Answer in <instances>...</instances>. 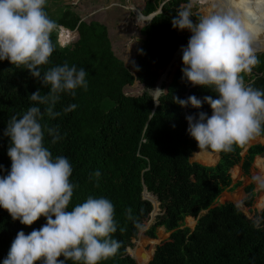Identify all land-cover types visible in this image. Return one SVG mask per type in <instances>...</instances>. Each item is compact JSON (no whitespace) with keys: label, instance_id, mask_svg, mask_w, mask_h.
Instances as JSON below:
<instances>
[{"label":"trees","instance_id":"16d2710c","mask_svg":"<svg viewBox=\"0 0 264 264\" xmlns=\"http://www.w3.org/2000/svg\"><path fill=\"white\" fill-rule=\"evenodd\" d=\"M48 2L45 8L48 16L70 35L68 44L60 47L56 34H51L55 51L49 63L41 67V73L64 63L75 65L86 71L88 87L76 89L74 96L61 95L55 108L60 116L55 119L44 116L41 123L58 126L61 136L52 144L45 133V144L53 157L64 156L72 166L70 180L76 187L69 210L89 196L105 197L115 207L117 231L113 238L120 241L121 247L101 264H140V254L145 255V264H264V207L257 213L258 219L251 218L252 185L243 188L246 194L243 201L216 204L218 196L231 185L229 171L239 165L242 174L247 175L254 157L264 159V145H245L230 153H217L218 160L213 166L190 162L199 148L188 133L186 117H198L199 112L209 116L212 113L206 103L200 109L181 108L174 98L217 97L211 89L193 87L183 79L181 47L166 71L178 46H186L191 35L171 24L185 0H144L142 16L157 9L159 12L139 29L142 39L131 69L114 56L102 24L81 21L69 6L58 7L53 16ZM62 37L64 42L68 38ZM260 59L261 63L246 80L264 88V53ZM165 71L160 89L166 90L167 95L155 106L146 90L154 89ZM134 82L142 86V92L125 95L123 89ZM37 90L42 94L48 91L26 68L0 61V176L11 169L7 155L10 141L3 135L7 122L33 106L29 96ZM70 105L76 108L65 112ZM39 107L44 110V106ZM153 112L155 116L151 117L149 113ZM209 155L205 153V159ZM97 170L101 174L98 179L92 175ZM143 188L158 213L144 231L150 254L138 252V242L134 249H128L130 257L126 248L132 247L131 240L141 229L135 224L143 227L152 210L150 202L142 198ZM128 209L132 210V219L128 218ZM186 217L196 219L192 229L182 227ZM45 223L41 217L26 227L0 208V264L19 231L28 234ZM157 228H163L167 238L155 245Z\"/></svg>","mask_w":264,"mask_h":264},{"label":"clouds","instance_id":"9594fccd","mask_svg":"<svg viewBox=\"0 0 264 264\" xmlns=\"http://www.w3.org/2000/svg\"><path fill=\"white\" fill-rule=\"evenodd\" d=\"M47 2L0 0V61L26 68L48 89L46 94L32 93L33 106L19 118L12 116L3 133L10 141L11 169L0 176V208L26 227L41 217L46 220L28 234L17 233L3 264H101L121 247L113 238L115 207L105 197L89 196L69 210L76 187L70 180L72 166L64 156L53 157L45 144V133L52 144L61 136L58 126L41 123L44 116H60L55 108L61 95L74 96L76 89L88 87L86 71L75 65L64 63L41 73L55 51L51 34L57 28L69 33L48 16ZM171 24L191 33L181 49L183 79L193 87L211 89L217 97L174 98L181 108L200 109L206 103L211 109V116L199 112L198 117H186L188 133L200 150L197 154L230 153L264 135V88L246 80L264 53V0H185ZM56 39L61 40L58 34ZM146 92L156 105L167 95L159 88ZM75 108L70 105L64 111ZM92 175L98 179L101 174L97 170ZM252 179L264 190V175ZM131 212L127 210L129 219ZM135 226L142 228L138 222Z\"/></svg>","mask_w":264,"mask_h":264},{"label":"rangeland","instance_id":"374dc122","mask_svg":"<svg viewBox=\"0 0 264 264\" xmlns=\"http://www.w3.org/2000/svg\"><path fill=\"white\" fill-rule=\"evenodd\" d=\"M71 1L72 0H63L62 3L59 0H49L48 8L50 14L54 16L57 13L58 7L69 6L71 7V10L77 14L81 21H95L97 23L102 24L106 28L107 37L109 39L110 47L114 56L121 60L125 66L131 69L134 62V55L142 39L139 34V29L147 22L145 21L146 18L142 17L139 14L140 10L143 7L144 0H76L75 3H71ZM158 12L159 9H157L155 13ZM55 33L56 35L58 34V37L61 39L58 42L59 45L66 44L69 42L70 32L66 34L64 30L62 31V29L60 30L59 28H57ZM63 35L68 37L65 42L62 37ZM164 80L165 77L162 81ZM142 90V86L134 82L131 86H126L123 89V93L125 95L136 96L139 95ZM259 141L262 140H260V137H257L250 141L248 144H246V146L252 143H258ZM243 153L244 152H242L241 155H243ZM193 154L190 159V161L192 162H197L194 157L201 158V156L205 164H208V162H210V155L208 159L207 157L205 159V153L199 154V157L196 156L197 153L194 155V157ZM262 160L264 166V159ZM231 171H233L232 175ZM229 175L231 180L234 183H239L240 186L239 188L234 189V191L231 189L227 191V193L219 195L216 199V204H223L230 201H234L237 203L243 201L246 197L243 188L248 185H252L254 197L252 201V206L250 208V216H252V219H258L256 215L264 207V190L258 189L257 185L255 184L252 178L255 175H264V170L261 171V169L253 167L252 163L247 175H243L240 169H238L237 167H233L229 171ZM157 213L158 208L156 207L154 212L150 213L149 219L144 222L143 227L137 232L136 238L131 240L132 247H130L129 249H134L137 246V243L139 242L138 252L141 250L142 252L146 251L145 253L147 255L150 254V251L148 252L150 248L149 245H147L149 239L144 235V231L151 224L153 217ZM193 220H190L188 222L187 219L186 223L184 222L182 227H188L189 229H192L196 222V219ZM192 222L194 224H192ZM155 234V240L157 241L155 245L167 238V233H164L161 228L156 229ZM155 245H153V248ZM126 254L130 255L128 250L126 251ZM139 257L140 259L138 260L140 264H145L146 261H141L145 260V257L141 254L139 255Z\"/></svg>","mask_w":264,"mask_h":264},{"label":"crops","instance_id":"0c3cea01","mask_svg":"<svg viewBox=\"0 0 264 264\" xmlns=\"http://www.w3.org/2000/svg\"><path fill=\"white\" fill-rule=\"evenodd\" d=\"M260 140H262V141H259L258 143H255V144H261V145H264V136L263 137H260ZM250 145H254L253 143L252 144H250ZM250 145H248V146H250ZM248 146H246V147H248ZM199 151L200 150H196L195 152H194V154H193V157H194V155L196 154V153H199ZM202 154V153H201ZM210 154V162H208V164H205L204 163V161L202 160V156H201V158H197V157H194L196 160H197V163H199V164H202V165H205V166H213L216 162H217V160H218V155H217V153H209ZM198 157H199V154H198ZM191 159V158H190ZM259 159V157L258 156H256V157H254V159H253V167L255 166V168H257V169H260L259 167H257L256 166V162H257V160ZM260 159H263V158H261L260 157ZM190 162H192V161H190ZM252 165V164H251ZM262 165H263V160H262ZM234 167H237L238 169H240L239 168V165H237V166H234ZM263 168H264V166H263ZM250 170V169H249ZM264 170V169H263ZM241 171V170H240ZM242 173V172H241ZM232 175V174H231ZM236 185V186H235ZM239 186H240V184L239 183H234L232 180H231V185L227 188V190H225V191H223L221 194H224V193H227V191H229V190H233L234 191V189H236V188H239ZM220 194V195H221ZM201 214H202V212H201ZM187 219H188V222H189V219H192L193 220V218H191V217H186L185 219H184V222L186 223V221H187ZM157 229H159V228H157ZM161 230L164 232V230H163V228H161Z\"/></svg>","mask_w":264,"mask_h":264},{"label":"water","instance_id":"95a60500","mask_svg":"<svg viewBox=\"0 0 264 264\" xmlns=\"http://www.w3.org/2000/svg\"><path fill=\"white\" fill-rule=\"evenodd\" d=\"M139 14L141 15V13H139ZM155 14H157V13H152V14L146 16V17H145V16H142V15H141V16H142V17H145L146 19L149 20V19H151ZM179 47L182 48V47H186V46H178V48H177L176 51L174 52V54H173V56H172V58H171L169 64L167 65V69H166V71L169 69L171 63L174 61V59H175V54H176V52L178 51ZM166 71H165L164 74L160 77V80H159L158 84L155 86L154 89H157V88L160 89V82H161V81L163 80V78L165 77V73H166ZM154 105L156 106L155 103H154ZM147 195H148V193L146 192L145 188H143V190H142V198L150 202V204H151V206H152L151 213H153L154 210L156 209V207L154 206L152 200H151L150 198H148ZM151 196H152V195H151ZM152 197H153V196H152ZM153 198H154V197H153ZM154 200H155V198H154ZM155 202H156V200H155ZM156 205L158 206V203H157V202H156ZM200 214H201V213H200ZM150 258H151V256H150ZM150 258H149V260H150ZM149 260H148V261H149ZM136 264H137V263H136Z\"/></svg>","mask_w":264,"mask_h":264},{"label":"bare ground","instance_id":"6f19581e","mask_svg":"<svg viewBox=\"0 0 264 264\" xmlns=\"http://www.w3.org/2000/svg\"><path fill=\"white\" fill-rule=\"evenodd\" d=\"M179 56H182V54H180ZM256 166L259 167V168L261 169V171H263L264 168H263V165H262V159L259 158V159L257 160V162H256ZM254 167H255V166H254ZM191 220H192V219H191ZM189 221H190V220H189ZM193 221H194V220H193ZM141 255H143V256L145 257L144 254H141ZM142 261H143V260H142Z\"/></svg>","mask_w":264,"mask_h":264}]
</instances>
